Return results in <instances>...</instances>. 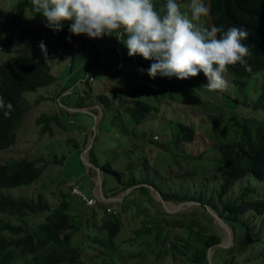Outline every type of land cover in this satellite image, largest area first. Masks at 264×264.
<instances>
[{
    "label": "rangeland",
    "instance_id": "rangeland-1",
    "mask_svg": "<svg viewBox=\"0 0 264 264\" xmlns=\"http://www.w3.org/2000/svg\"><path fill=\"white\" fill-rule=\"evenodd\" d=\"M19 1L0 0V64L8 56L26 53L47 62L57 81L24 93L32 105L16 130L15 143L0 151V161L43 157L48 164L32 184L0 188V192L34 198L41 193L52 206L60 200L61 193L69 192L68 185L72 183L77 184L85 195L92 196L100 179L104 194L103 189L108 192L117 181L111 174H103L100 168L86 165L81 155L90 161L89 152L92 150L98 164L110 162L122 172L124 182L136 184L113 195L114 200L109 201L117 209L121 229L104 246L90 241L91 255L83 264H191L187 256L189 252L176 261L171 256L173 252L178 254L169 246L174 242V233L183 238L188 232L179 224L183 228L190 225L197 232L219 235L221 245L210 247L206 260L208 264H225L230 254L227 249L234 245V231L217 212L220 220L213 217L210 213L213 208L206 202L217 205L218 199L236 196L246 183L239 181L228 194L218 198L220 178L203 161L204 158L210 160L213 143L202 139L203 128L212 123L211 111L217 107L243 115L264 116V109L251 105L260 92L264 68L247 77L242 90L231 82V75L226 71L227 87L217 92L205 88L203 85L207 81L197 76L187 79L157 76L152 79L146 72L138 70L147 69L151 62L139 55L129 57L127 49L113 36L93 39L83 34L73 35L67 30L69 22L56 32L45 27L44 18L33 11L32 0H26L24 12L13 31L12 44L5 49L2 28L6 29ZM153 2L159 8L165 0ZM177 2L187 10L188 0ZM205 2L207 4V0ZM206 18L201 17L195 23L204 26ZM40 41L45 45L47 58L38 47ZM73 41L79 46L76 51L67 45ZM70 62L72 66H69ZM64 81L73 86V92L61 93L59 97L74 103L77 93L86 92L84 104H94L91 111L67 112L60 107L57 93L60 82ZM134 99L149 102L154 110L138 125L124 112V105ZM57 110L61 111L66 128L53 123L51 131L40 132L36 123L38 115ZM179 123L194 128L191 143L172 141ZM88 135L92 142L81 153L89 140ZM156 191L178 193L182 199L161 202ZM80 204L76 197L74 208H82ZM87 209L89 215L92 209H96L94 213L98 218L102 215L100 208ZM0 219L13 223L22 221L3 213H0ZM24 219L31 225L40 221L42 216ZM262 236L264 238V234ZM253 254L256 255V250ZM242 260L241 255L237 256L238 264H264V260L251 263Z\"/></svg>",
    "mask_w": 264,
    "mask_h": 264
},
{
    "label": "trees",
    "instance_id": "trees-1",
    "mask_svg": "<svg viewBox=\"0 0 264 264\" xmlns=\"http://www.w3.org/2000/svg\"><path fill=\"white\" fill-rule=\"evenodd\" d=\"M207 5L209 14L205 27L216 25L226 29L229 26H242L249 34L243 41L249 48V55L245 58L247 69L239 63L226 66L225 69L231 75V82L242 90L247 84V77L264 68V0H207ZM25 6L26 0L19 1L13 8L6 29L2 28L6 38L3 44L5 49L12 44L14 28ZM134 61H137L136 58ZM148 62L151 61L148 60ZM196 76L206 80L202 72ZM56 81L57 77L51 73V67L47 62L35 59L26 53L8 56L3 60L0 64V97L11 102L13 107L8 117L5 118L0 114V151L15 143L16 130L24 114L32 105L25 98L24 93L36 91L39 87ZM66 82H60L58 97L71 87ZM86 95V92L77 93L73 106L84 107ZM59 101L67 106L63 98ZM251 105L264 109V76L260 92ZM124 112L128 114L132 122L138 125L145 121L154 110L149 102L134 99L124 105ZM211 113L212 123L203 128L202 139L212 140L210 147L212 156L210 160L204 158L203 161L207 162L210 170L220 178L217 186L218 198L228 194L239 181L243 180L246 183L236 196L226 200L218 199L217 205L206 202L221 218L228 221L234 231V245L227 249L230 254L224 263L238 264L236 258L240 255L245 263H251L254 260L263 261L264 116L243 115L222 107L213 109ZM61 118V111L57 110L38 115L36 123L40 126V132L45 133L51 131L53 123L66 128ZM194 135L195 131L191 125L179 123L172 141L191 143ZM89 153L90 161L98 166L103 174L109 173L117 181V184L108 192L103 189L105 196L116 195L136 184V182H124L121 171L108 161L98 164L92 156V150ZM47 164L48 161L43 157L33 159L21 157L0 161V188L32 184L41 176ZM255 183L257 185L254 187ZM71 185L77 184H69V189ZM140 188L146 189L143 186ZM159 194L164 200L182 199L179 198L178 193L159 191ZM76 197L81 201L80 209L74 208ZM108 205L112 206L110 202L100 200L93 205H87L70 190L61 193L60 200L52 206L41 193L34 198L0 192V213L22 220L13 223L0 219V264L87 263L92 250L89 242L101 243L104 246L107 240L111 242L121 229V221L116 215L117 209L114 208L112 213L107 212L105 206ZM93 206L101 209L102 215L99 218L94 213L96 209H92L90 215L87 213V208H93ZM27 216H42V219L30 225L24 219ZM179 225L181 229L188 232L183 238L174 233V242L169 243V246L178 252V254L174 252L171 254L174 261L177 258H184L189 252L187 256L191 264H208L206 250L217 245L221 241L220 236L215 233L197 232L190 225L184 228L182 224ZM254 250L256 255L253 254ZM93 253L97 254L94 251Z\"/></svg>",
    "mask_w": 264,
    "mask_h": 264
},
{
    "label": "clouds",
    "instance_id": "clouds-1",
    "mask_svg": "<svg viewBox=\"0 0 264 264\" xmlns=\"http://www.w3.org/2000/svg\"><path fill=\"white\" fill-rule=\"evenodd\" d=\"M32 5L53 32L69 22L67 30L73 35L115 37L129 57L151 61L147 69L138 70L152 79H187L202 72L207 81L203 86L217 92L227 87L226 66L239 63L247 69L249 48L243 41L249 34L244 27L195 23L209 14L205 0H188L187 10L177 0H165L159 8L153 0H32ZM38 47L47 58L43 41ZM12 107L0 97V114L8 117Z\"/></svg>",
    "mask_w": 264,
    "mask_h": 264
},
{
    "label": "water",
    "instance_id": "water-1",
    "mask_svg": "<svg viewBox=\"0 0 264 264\" xmlns=\"http://www.w3.org/2000/svg\"><path fill=\"white\" fill-rule=\"evenodd\" d=\"M60 105L61 106H63L61 103H60ZM94 116V115H93ZM94 119H95V116H94ZM88 141L86 142V144H85V148L83 149V151L81 152V153H83L89 146H90V144H91V142H92V137L91 136H88ZM81 158L84 160V162L86 163V165H88V166H93V167H95L96 169H98L99 167L98 166H96V165H94L91 161H89L88 159H85L84 157H83V155H81ZM101 170V169H100ZM101 172H102V170H101ZM98 188H96V196L98 197V199L99 200H101V201H104V202H109V201H112V200H114V198H113V196H105L103 193H102V190H101V186H100V179H98ZM128 189V188H127ZM155 191V190H154ZM156 194H157V197H158V199L161 201V202H165L166 200H164L161 196H160V194L156 191ZM210 213L213 215V217H215L216 219H218V220H220V218H219V216L217 215V213H216V211L215 210H210ZM217 245H221V243L219 242ZM208 252H209V248L207 249V253H206V256H207V258H208V256H209V254H208Z\"/></svg>",
    "mask_w": 264,
    "mask_h": 264
},
{
    "label": "built area",
    "instance_id": "built-area-1",
    "mask_svg": "<svg viewBox=\"0 0 264 264\" xmlns=\"http://www.w3.org/2000/svg\"><path fill=\"white\" fill-rule=\"evenodd\" d=\"M73 48L76 49L77 48L76 45H73ZM134 60H135V58H133V61ZM70 192L74 195H77L81 199H83L87 205H93L96 203V201H99L98 197L95 195L96 194V188L93 192V195L90 197H88L82 191H80L77 185H71ZM105 210L107 212L112 213V212H114V207L108 205V206H105Z\"/></svg>",
    "mask_w": 264,
    "mask_h": 264
},
{
    "label": "crops",
    "instance_id": "crops-1",
    "mask_svg": "<svg viewBox=\"0 0 264 264\" xmlns=\"http://www.w3.org/2000/svg\"><path fill=\"white\" fill-rule=\"evenodd\" d=\"M74 44H76L74 41L72 42V43H67V45L68 46H70V48L73 50V51H76V50H78V48H79V46L78 45H76L77 46V48L76 49H74L73 48V45ZM72 57H73V55H72ZM71 63V65L70 66H72V62H70ZM72 89H73V86H71L70 88H68L66 91H64L63 92V94L62 95H67V94H69V93H71V91H72ZM59 98H61V97H59ZM66 103H67V106L66 105H63L60 101H59V105H60V103L63 105V106H61L60 105V107H62L63 109H65V110H67V112L69 111V112H74V111H89L91 108H93L94 106V104H92V105H90V106H88V105H85L84 107H74L73 106V102H70L68 99H66V101H65ZM89 108V109H88ZM88 109V110H87ZM82 132H84V131H82ZM89 136V135H88Z\"/></svg>",
    "mask_w": 264,
    "mask_h": 264
},
{
    "label": "bare ground",
    "instance_id": "bare-ground-1",
    "mask_svg": "<svg viewBox=\"0 0 264 264\" xmlns=\"http://www.w3.org/2000/svg\"><path fill=\"white\" fill-rule=\"evenodd\" d=\"M86 158V156H84Z\"/></svg>",
    "mask_w": 264,
    "mask_h": 264
}]
</instances>
